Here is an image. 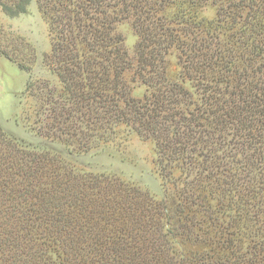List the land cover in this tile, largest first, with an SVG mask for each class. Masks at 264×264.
Masks as SVG:
<instances>
[{
  "label": "trees",
  "instance_id": "16d2710c",
  "mask_svg": "<svg viewBox=\"0 0 264 264\" xmlns=\"http://www.w3.org/2000/svg\"><path fill=\"white\" fill-rule=\"evenodd\" d=\"M29 1L0 8L13 16ZM195 1L207 0H37L63 83L37 122L78 150L110 141L119 124L152 139L160 171L180 172L175 210L195 205L205 224L195 237L213 247L176 250V231L191 230L165 201L32 151L0 126V264H264V0H211L215 18L199 22L166 14ZM123 19L137 35L141 98L124 79ZM171 52L196 95L168 74ZM246 222L258 231L241 234Z\"/></svg>",
  "mask_w": 264,
  "mask_h": 264
},
{
  "label": "rangeland",
  "instance_id": "374dc122",
  "mask_svg": "<svg viewBox=\"0 0 264 264\" xmlns=\"http://www.w3.org/2000/svg\"><path fill=\"white\" fill-rule=\"evenodd\" d=\"M181 1V0H176ZM167 16H181L194 21L212 20L216 16V6L211 0L173 4L166 10ZM116 31L124 38V45L132 66L124 71V79L131 86V94L141 98L146 93V86L134 73L137 35L131 21L123 19L116 23ZM47 19L40 10L37 0H30L23 13L8 15L0 8V126L5 134L16 139V142L32 151H48L62 154L81 171L117 177L150 195L155 200H163L170 207V217L188 225L190 234L177 230L174 238L175 249L189 254L202 249H210L211 244L199 242L196 233L204 236L205 224L202 223L196 207L183 205L184 211L177 212L175 207L182 203L181 185L177 184L180 172L171 169L165 175L159 169L154 141L140 137L130 126L119 124L114 127L110 141L100 143L89 150H78L70 147L62 139L45 135L39 130L38 117L49 107L52 100L63 94V83L47 62L51 52L53 35ZM168 74L195 93L193 84L179 76L180 66L175 52L167 55ZM32 85L28 88V84ZM47 84V89L44 86ZM196 95V93H195ZM49 103L48 105L45 102ZM43 105V107H42ZM39 111L40 115L37 114ZM178 185V186H177ZM205 193V192H203ZM208 202L215 204L208 197ZM173 213L175 215H173ZM179 213V214H178ZM221 218H226L222 216ZM179 219V221H178ZM186 228V229H188ZM233 230L235 228H232ZM257 227L242 229L244 235L256 233ZM249 242L244 238L242 247Z\"/></svg>",
  "mask_w": 264,
  "mask_h": 264
}]
</instances>
